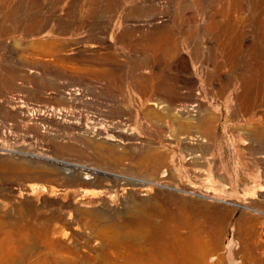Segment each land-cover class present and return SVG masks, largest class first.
<instances>
[{"label": "rangeland", "instance_id": "1", "mask_svg": "<svg viewBox=\"0 0 264 264\" xmlns=\"http://www.w3.org/2000/svg\"><path fill=\"white\" fill-rule=\"evenodd\" d=\"M263 107L264 0H0V264L101 263L141 199L264 264Z\"/></svg>", "mask_w": 264, "mask_h": 264}, {"label": "bare ground", "instance_id": "2", "mask_svg": "<svg viewBox=\"0 0 264 264\" xmlns=\"http://www.w3.org/2000/svg\"><path fill=\"white\" fill-rule=\"evenodd\" d=\"M29 154L32 156H37L35 153ZM169 173V166L165 164L157 165L155 169L156 178L154 181H156V183L159 185L170 189L171 191H177L178 188L176 186L163 184ZM88 178L89 176L87 174L85 179ZM26 188L27 193L32 194L35 190V185L28 184ZM151 189L152 188H150V186H144L143 188L145 192L152 191ZM55 190H57L55 187H51V192H55ZM196 194L199 196H204L202 193L197 192ZM151 202V200L144 199L134 201V203H132V205L127 209L128 212L133 216V219L125 220L122 223L106 224L105 222L94 218L92 220H86L85 222H82V227L89 228L88 230H90V234L92 233L95 238H98L103 242L107 244L109 243L115 247V250L107 252V255L101 263L96 264H209V258H214L215 256V247H213L212 244L208 242V239H205L201 236L202 234L199 230L194 228H190L185 231L183 228L186 226L183 227L182 225H177V229L175 228L176 232L174 237V251H168L165 249H154L153 251L147 247L148 241L150 240L152 227H154L155 219L160 211L157 209V206L151 205ZM78 224L80 225V223ZM79 227L80 226L77 225V228ZM229 247H231V251L229 250ZM236 247V240L231 238L227 244V250L225 254L227 259V256L232 253L231 261L227 260L231 264H235L236 262ZM10 262L15 264V260ZM27 264L89 263L74 259H54L43 261L36 260L33 262H27Z\"/></svg>", "mask_w": 264, "mask_h": 264}, {"label": "water", "instance_id": "3", "mask_svg": "<svg viewBox=\"0 0 264 264\" xmlns=\"http://www.w3.org/2000/svg\"><path fill=\"white\" fill-rule=\"evenodd\" d=\"M230 246V245H229ZM229 250L231 251L232 249H231V247H229ZM231 259H232V253H230L228 256H227V260L228 261H231Z\"/></svg>", "mask_w": 264, "mask_h": 264}]
</instances>
